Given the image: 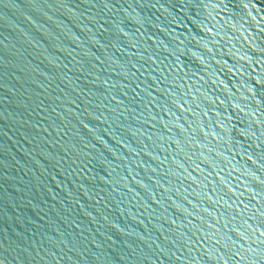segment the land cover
Listing matches in <instances>:
<instances>
[{
  "label": "water",
  "instance_id": "1",
  "mask_svg": "<svg viewBox=\"0 0 264 264\" xmlns=\"http://www.w3.org/2000/svg\"><path fill=\"white\" fill-rule=\"evenodd\" d=\"M0 264H264V0H0Z\"/></svg>",
  "mask_w": 264,
  "mask_h": 264
}]
</instances>
